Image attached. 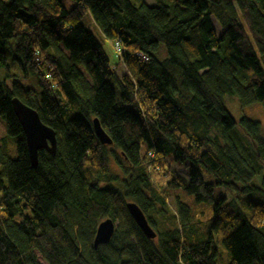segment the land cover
I'll return each mask as SVG.
<instances>
[{"label": "trees", "instance_id": "trees-1", "mask_svg": "<svg viewBox=\"0 0 264 264\" xmlns=\"http://www.w3.org/2000/svg\"><path fill=\"white\" fill-rule=\"evenodd\" d=\"M71 1L0 0V264H264V135L224 102L264 110V0ZM86 14L123 46L116 63ZM13 96L56 133L35 167ZM105 217L117 225L93 246Z\"/></svg>", "mask_w": 264, "mask_h": 264}, {"label": "water", "instance_id": "water-1", "mask_svg": "<svg viewBox=\"0 0 264 264\" xmlns=\"http://www.w3.org/2000/svg\"><path fill=\"white\" fill-rule=\"evenodd\" d=\"M12 110L14 111L18 122H20L22 132L29 155L30 164L35 167L37 164V151L39 149L46 150L51 155L55 154L56 149V133L47 124L39 118L37 110L26 105L22 100L13 96L10 98ZM92 128L95 136L102 144L111 143V139L100 126L98 118H92ZM125 206L128 214L134 220L135 224L140 228L143 234L149 238L156 236L154 230L147 222L145 214L142 213L138 205L131 201H126ZM94 237L92 240L93 246L107 242L112 236L115 225L113 219L105 217L96 225Z\"/></svg>", "mask_w": 264, "mask_h": 264}, {"label": "rangeland", "instance_id": "rangeland-1", "mask_svg": "<svg viewBox=\"0 0 264 264\" xmlns=\"http://www.w3.org/2000/svg\"><path fill=\"white\" fill-rule=\"evenodd\" d=\"M64 5L66 6V8H70V6L73 5V2L71 0H61ZM134 3H141V2H146L148 5L154 6L156 5V0H132ZM212 21H213V25L214 28H216V32L219 35L221 33L220 27H218L216 21L214 20V18L212 17ZM82 23H84V25L86 27H88L93 33H95L96 37L99 39V41L102 43V48L104 50V53L107 54L109 62L111 64L116 63L117 58L115 57V53H113V48L111 46V44L109 42H107L106 39H103L102 35L100 33H98L95 25L89 21V18L87 17V14L85 16H83L82 18ZM160 56L163 57L165 56V51L162 45H160ZM118 71H124L125 68L121 66V68H117ZM4 77V69H2V67H0V79ZM118 101L120 100V97L118 96V93L116 94ZM225 105L228 109V111L232 114V116L234 117V119L237 120L241 117V116H245L260 122L261 124V133H263L264 135V110L263 107L260 103H253L250 105H246V107H241L237 97L233 96V95H226L225 96ZM249 107V108H248ZM242 108V109H241ZM244 110V111H243ZM244 113V114H243ZM247 115V116H246ZM237 127H239V123H237ZM112 168L114 169V171L116 172H120L117 170L114 162L112 161ZM170 168L171 169H175L177 173H179L182 177L186 178L188 169L187 168H182L179 167L178 165H176L175 163H171L170 164ZM169 177V175H157V174H153V178L152 180H154L155 185L157 186L158 189L160 190H164L167 186H166V179ZM166 201L168 203V207L171 209V211L174 212V210H176L175 208V201H173V198L171 195L167 194L166 197ZM150 215L154 216L153 213L149 212ZM114 225H117V221H114ZM221 235H218V240H220ZM216 247L220 248L219 252L221 253V259L224 260L227 258V252H225V250L223 249L221 243H217ZM38 260H40L42 262V264H46V262L44 260H42L41 256H38Z\"/></svg>", "mask_w": 264, "mask_h": 264}, {"label": "built area", "instance_id": "built-area-1", "mask_svg": "<svg viewBox=\"0 0 264 264\" xmlns=\"http://www.w3.org/2000/svg\"><path fill=\"white\" fill-rule=\"evenodd\" d=\"M113 49H114V52L116 53V55L118 57L121 58V50H122V47H121V43H119L118 39H115L113 42ZM151 156V155H150Z\"/></svg>", "mask_w": 264, "mask_h": 264}, {"label": "bare ground", "instance_id": "bare-ground-1", "mask_svg": "<svg viewBox=\"0 0 264 264\" xmlns=\"http://www.w3.org/2000/svg\"><path fill=\"white\" fill-rule=\"evenodd\" d=\"M91 22V21H90ZM97 24V23H96ZM99 28V27H98ZM109 40V39H107ZM111 41V40H110ZM108 42V41H107ZM111 43V42H110ZM123 47V46H122ZM54 85V84H53ZM251 104V103H250ZM240 105L242 106V104L240 103ZM249 108V107H248ZM242 109V108H241ZM244 111V110H243ZM244 114V113H243ZM247 116V115H246ZM249 117V116H248ZM249 119V118H248ZM251 119V118H250ZM149 151V149H147ZM45 151V150H44ZM151 151V150H150ZM155 151V150H154ZM48 153V152H47ZM152 155V154H151ZM258 170V169H257ZM259 173V172H258ZM177 216V215H176ZM177 219V218H176Z\"/></svg>", "mask_w": 264, "mask_h": 264}, {"label": "crops", "instance_id": "crops-1", "mask_svg": "<svg viewBox=\"0 0 264 264\" xmlns=\"http://www.w3.org/2000/svg\"><path fill=\"white\" fill-rule=\"evenodd\" d=\"M117 68H121V65H119ZM117 68H116V71L119 73H122V71H118Z\"/></svg>", "mask_w": 264, "mask_h": 264}]
</instances>
